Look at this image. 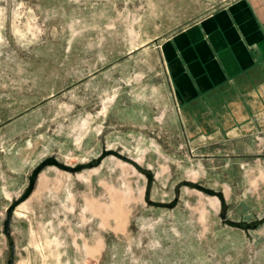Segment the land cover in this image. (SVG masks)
Wrapping results in <instances>:
<instances>
[{
    "label": "rangeland",
    "instance_id": "374dc122",
    "mask_svg": "<svg viewBox=\"0 0 264 264\" xmlns=\"http://www.w3.org/2000/svg\"><path fill=\"white\" fill-rule=\"evenodd\" d=\"M230 1L0 0V264H264V182L160 123V42Z\"/></svg>",
    "mask_w": 264,
    "mask_h": 264
},
{
    "label": "crops",
    "instance_id": "0c3cea01",
    "mask_svg": "<svg viewBox=\"0 0 264 264\" xmlns=\"http://www.w3.org/2000/svg\"><path fill=\"white\" fill-rule=\"evenodd\" d=\"M159 47L173 106L161 129L171 123L176 147L190 149L231 192L262 185L264 0H231Z\"/></svg>",
    "mask_w": 264,
    "mask_h": 264
},
{
    "label": "water",
    "instance_id": "95a60500",
    "mask_svg": "<svg viewBox=\"0 0 264 264\" xmlns=\"http://www.w3.org/2000/svg\"><path fill=\"white\" fill-rule=\"evenodd\" d=\"M77 168H70L71 171H76ZM14 208L10 207L8 210V216L7 219L5 221V233L6 234H10L9 229H10V224H11V219H12V212H13ZM14 245H12V249H14ZM10 263H12L10 261Z\"/></svg>",
    "mask_w": 264,
    "mask_h": 264
}]
</instances>
